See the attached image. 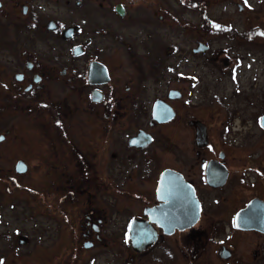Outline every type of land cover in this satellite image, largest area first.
<instances>
[{
  "label": "flooded vegetation",
  "instance_id": "obj_1",
  "mask_svg": "<svg viewBox=\"0 0 264 264\" xmlns=\"http://www.w3.org/2000/svg\"><path fill=\"white\" fill-rule=\"evenodd\" d=\"M17 4L4 13L18 29L8 37L15 58L0 59V224L4 206L12 217L27 209L32 253L53 264H264V105L247 117L219 111L207 120L173 104L181 97L174 89L169 102L156 98L147 109L141 63L122 80L107 44L89 51V41L75 40L79 27L23 20ZM115 7L106 10L116 16ZM46 29L53 41L43 38ZM32 31L49 42L46 50L34 49ZM94 31L109 47L127 43L115 30ZM73 40L70 51L59 49ZM123 53L138 62L130 44ZM187 78L193 87L199 81ZM156 102L173 116L157 121ZM178 120L181 142L164 135ZM133 223L155 236L141 251L132 246ZM11 239L0 243L2 264L27 241ZM117 246L129 253L123 261ZM107 251L112 259L103 263L98 254Z\"/></svg>",
  "mask_w": 264,
  "mask_h": 264
},
{
  "label": "rangeland",
  "instance_id": "obj_2",
  "mask_svg": "<svg viewBox=\"0 0 264 264\" xmlns=\"http://www.w3.org/2000/svg\"><path fill=\"white\" fill-rule=\"evenodd\" d=\"M0 3L2 16L13 11L17 4L16 15L23 20L30 21L34 17L45 28L50 21L59 27H79L80 33L75 40L89 41V51L94 52L95 48L100 49L107 44L104 49L115 51V57L120 60L116 66L123 75L122 80L136 75L141 63L144 76L143 86L139 87L140 100L147 109L156 98L169 102L168 90L174 89L180 92L181 97L174 99L173 104L182 112L186 108L196 114L200 112L207 120L210 115L217 116L219 111L226 114L224 119L231 111L247 117L256 111L252 108L264 105V0H0ZM116 3L124 12L114 16L107 10L113 11ZM22 6H27L26 14H23ZM204 15L216 22L215 26L211 28L203 23ZM2 16L0 47L7 50L0 52V59H13L15 54L10 51L13 50L10 36L19 35L18 29L10 30V22ZM15 20L19 21V18ZM98 28L115 30L127 43L109 47L110 39L102 32L94 31ZM215 28L221 31L217 32ZM36 30L40 31V27ZM49 33L46 29L43 38L53 41ZM39 34L31 33L36 44L42 39ZM75 40L63 42L59 49L70 51ZM128 44L134 54L137 52L138 62L123 60L126 57L123 51L127 50ZM48 46V41L40 42L34 49L39 52ZM128 74L130 76L125 77ZM190 75L199 79L195 87L187 78ZM178 123L179 120L166 127L164 135L181 142L183 135ZM245 127L242 126L243 129ZM159 159H156V165L165 160L163 155ZM21 209L20 214L12 217L8 216L12 215L9 206L3 208L5 217L0 224V243L5 245V241L11 238L16 242L27 239L22 248L17 242V248L8 250L4 264H53L48 257H36L32 253L33 243L27 236L33 233V223L28 210ZM117 249L121 254L115 257L117 261L129 255L121 246ZM111 254L112 251L99 253L98 258L104 263L112 259ZM59 259L54 262L59 264ZM147 264L162 263L153 260Z\"/></svg>",
  "mask_w": 264,
  "mask_h": 264
},
{
  "label": "water",
  "instance_id": "obj_3",
  "mask_svg": "<svg viewBox=\"0 0 264 264\" xmlns=\"http://www.w3.org/2000/svg\"><path fill=\"white\" fill-rule=\"evenodd\" d=\"M240 8V5H239ZM117 12L119 14L122 13V8L118 7L117 8ZM153 114H154V118L159 121V122H163L167 117H172L174 113L171 112V109L169 107H164V105L162 106L161 103L156 102L154 109H153ZM263 126H264V119L262 122ZM201 137V136H200ZM169 171L164 172L161 177L160 180L163 183V181H165L164 179L166 178V174H168ZM161 184V183H160ZM161 212H158V210H151L148 211V214H150V218L156 222H158V217L159 214ZM170 215L169 212L164 211L162 216L164 217V219L166 221H168V216ZM172 216V215H171ZM172 230V229H169ZM130 238L132 239V246L133 248H137L139 251L143 250L145 247V245L150 242L152 239H155V236H153V232L152 233H146L143 230H141L136 223H133L131 230H130Z\"/></svg>",
  "mask_w": 264,
  "mask_h": 264
},
{
  "label": "trees",
  "instance_id": "obj_4",
  "mask_svg": "<svg viewBox=\"0 0 264 264\" xmlns=\"http://www.w3.org/2000/svg\"><path fill=\"white\" fill-rule=\"evenodd\" d=\"M203 23H206V25H207V24L210 25L211 28H212L213 25L215 26V23H216V22H214V21L208 19V18L204 15ZM215 31L220 32L221 30L218 29V28H217V29L215 28Z\"/></svg>",
  "mask_w": 264,
  "mask_h": 264
},
{
  "label": "snow or ice",
  "instance_id": "obj_5",
  "mask_svg": "<svg viewBox=\"0 0 264 264\" xmlns=\"http://www.w3.org/2000/svg\"><path fill=\"white\" fill-rule=\"evenodd\" d=\"M0 139H2V137H0ZM0 264H2V262H0Z\"/></svg>",
  "mask_w": 264,
  "mask_h": 264
}]
</instances>
